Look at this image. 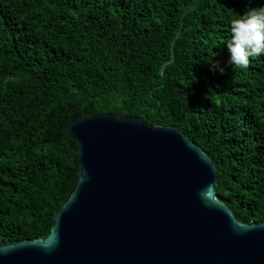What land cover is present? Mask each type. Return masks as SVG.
Returning <instances> with one entry per match:
<instances>
[{"label":"trees","instance_id":"obj_1","mask_svg":"<svg viewBox=\"0 0 264 264\" xmlns=\"http://www.w3.org/2000/svg\"><path fill=\"white\" fill-rule=\"evenodd\" d=\"M264 0H0V245L44 239L77 172L75 122L136 117L217 166L215 193L264 222V54L228 63ZM217 62L223 74L211 71Z\"/></svg>","mask_w":264,"mask_h":264},{"label":"water","instance_id":"obj_2","mask_svg":"<svg viewBox=\"0 0 264 264\" xmlns=\"http://www.w3.org/2000/svg\"><path fill=\"white\" fill-rule=\"evenodd\" d=\"M66 137L77 172L49 234L0 245V264H264V222L235 220L180 131L99 114Z\"/></svg>","mask_w":264,"mask_h":264},{"label":"clouds","instance_id":"obj_3","mask_svg":"<svg viewBox=\"0 0 264 264\" xmlns=\"http://www.w3.org/2000/svg\"><path fill=\"white\" fill-rule=\"evenodd\" d=\"M226 47L228 63L237 68H247L251 57L264 54V7L246 10L231 21ZM210 70L224 72L217 62L210 64Z\"/></svg>","mask_w":264,"mask_h":264}]
</instances>
